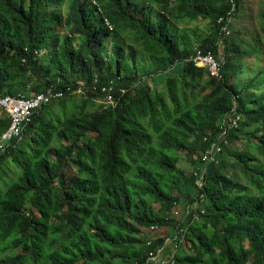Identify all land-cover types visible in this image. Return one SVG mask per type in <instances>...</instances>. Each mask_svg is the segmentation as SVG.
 I'll return each instance as SVG.
<instances>
[{
  "label": "trees",
  "instance_id": "obj_1",
  "mask_svg": "<svg viewBox=\"0 0 264 264\" xmlns=\"http://www.w3.org/2000/svg\"><path fill=\"white\" fill-rule=\"evenodd\" d=\"M64 1L0 0V94L65 91L0 153V264H146L160 250L173 264H264V70L244 69L246 55H264L236 28L231 42L223 34L242 0H66L63 17ZM201 21L210 38L177 32ZM197 42L216 58L224 49L221 81L190 62ZM148 63L154 72L139 66ZM119 78L128 93L100 104ZM0 112L1 139L10 119ZM236 115L219 164L205 165ZM181 152H199L189 179ZM174 207L185 208L181 220L163 215Z\"/></svg>",
  "mask_w": 264,
  "mask_h": 264
},
{
  "label": "built area",
  "instance_id": "obj_2",
  "mask_svg": "<svg viewBox=\"0 0 264 264\" xmlns=\"http://www.w3.org/2000/svg\"><path fill=\"white\" fill-rule=\"evenodd\" d=\"M224 22L225 19L222 18L221 23L223 24ZM106 24L112 29V26L108 21H106ZM223 32L227 35L231 33L229 25H226V27L223 28ZM190 62L195 67L204 69L212 79L217 81L222 80V64L217 60L215 54L211 50L205 51L201 46L197 47L196 53L191 58ZM121 80L122 78H119V82L114 80L112 81L111 86H103L101 88L103 96L97 99L100 104H104L107 107L115 106L116 92L120 91L124 95L128 93V88L124 86L123 83H120ZM70 91L71 88H67V92ZM64 97L65 91L59 90L56 87H50L45 92L36 94L35 97L30 99L22 95L12 97L0 94V109L3 110L10 119V127L0 139V153L6 152V149L9 148L12 142L21 138L26 126L31 122V118L36 112H38L43 106L49 105L56 100L63 99ZM240 122L241 117L237 115L232 118L227 117L222 121L221 129L223 135L220 137L219 142L213 144L202 156V161L205 165L210 163L216 165L219 164L223 152L221 144L226 139L228 131L237 130ZM198 184L201 186V181H199ZM158 230L159 228L157 226H153L151 227L150 232L154 233ZM168 241H170V238H168L166 242ZM151 243L152 242L149 241L148 245H151ZM161 251L162 250H160L157 255L151 253L146 264H173L175 255L172 256L171 260H161Z\"/></svg>",
  "mask_w": 264,
  "mask_h": 264
},
{
  "label": "rangeland",
  "instance_id": "obj_3",
  "mask_svg": "<svg viewBox=\"0 0 264 264\" xmlns=\"http://www.w3.org/2000/svg\"><path fill=\"white\" fill-rule=\"evenodd\" d=\"M242 2H243V7L245 9V12H244V14H242L240 16V18L238 20L234 21V24L232 25L233 28L231 29V33L229 35L226 34V36L228 37V41L231 42L230 39L233 35V30L236 28V30L240 31V33L242 34L243 40L250 41L254 46L259 45L261 50H262V53L264 55V0H242ZM61 10H62L61 11L62 16L65 17L68 13V4H67L66 0L64 1ZM186 27H188L192 31L197 30L198 32L196 34L203 36L204 39L210 38L213 35V33L210 30L211 26L206 21L194 22V23L190 24V26H187L184 24L177 25L176 26L177 32L186 31ZM196 34L194 32L190 33V36L192 37V39H194V40L196 39V37H197ZM223 34H224V32H223ZM128 39H127V46H128ZM107 45L111 46L110 41L107 43ZM196 45H197L196 47L202 46V44H200L199 42H197ZM110 52H111V50H109V53ZM223 55H224V49L222 47H220L217 58L220 61H222ZM44 57L46 59H48L49 55H45ZM244 61L246 63V67H244L245 71L253 70L254 73H257L259 70H264V56L262 57L260 63L256 62V57L249 56V55L245 56ZM139 66L142 69L144 67H146L147 70H149V72H154L156 69L155 67L151 68V65L149 63L145 64V65L139 64ZM177 70H179V69L177 68L174 72H172L173 75L180 72V71L177 72ZM146 75H147V73H144L143 71H141L139 73V77H147ZM156 77H158V78H156ZM152 78H155V79L151 80ZM146 79L147 78H145V80ZM248 80H249V77H245L243 79H239L238 81H236V83L242 84V81L246 82ZM149 83L153 88H156L162 92L165 91L164 79L162 77H159V76L151 77L149 79ZM83 98L84 97H83L82 93H80V91H79L78 93L73 95L72 99L75 100V103L70 104L69 106L75 107L77 104H79L82 101ZM60 109L61 108L57 107V108H55V111L60 112ZM0 114H4V113L0 112ZM6 118H8V117H6ZM245 146H246V143H238V144L232 145L231 148L235 149L238 152H242V151H244ZM6 151H7V149H6ZM198 153L199 152H196L195 154H189V153H185V152L180 153V157H181L182 161L179 163V165H180L181 169L185 171V173H186L185 178L186 179H189L190 174L193 173V171H194V167L188 162L187 159H196ZM226 161L230 164L231 168L235 167L234 158H232V159L228 158V159H226ZM4 168H6V167L3 166V169ZM7 168L12 169V170L14 169V167H12L10 165ZM234 172L235 173H243L242 171H240L237 168ZM0 174L1 175L3 174L2 170H0ZM15 177H16V175L14 173H10L9 177H5L4 180L10 181V180H13ZM240 178L242 179V181L244 183L247 182V179L245 177H240ZM181 197L184 198L185 196L181 195ZM184 210H185V208L174 207L173 209L171 208L169 210L164 211L163 215L167 216L168 218H173L175 220H181L183 217ZM165 233H167V230H164L160 234H165Z\"/></svg>",
  "mask_w": 264,
  "mask_h": 264
}]
</instances>
